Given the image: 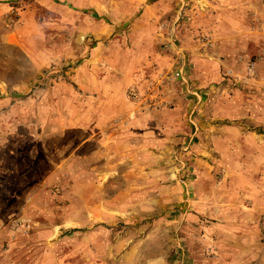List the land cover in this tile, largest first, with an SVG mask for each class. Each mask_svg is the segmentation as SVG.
Segmentation results:
<instances>
[{
  "label": "rangeland",
  "instance_id": "374dc122",
  "mask_svg": "<svg viewBox=\"0 0 264 264\" xmlns=\"http://www.w3.org/2000/svg\"><path fill=\"white\" fill-rule=\"evenodd\" d=\"M264 264V0H0V264Z\"/></svg>",
  "mask_w": 264,
  "mask_h": 264
},
{
  "label": "crops",
  "instance_id": "0c3cea01",
  "mask_svg": "<svg viewBox=\"0 0 264 264\" xmlns=\"http://www.w3.org/2000/svg\"><path fill=\"white\" fill-rule=\"evenodd\" d=\"M113 257H116V255L112 256L110 254V251L105 256H103V258L105 259V261L108 260L110 262V260H111V261H113V264H116V263H114L115 261L112 259Z\"/></svg>",
  "mask_w": 264,
  "mask_h": 264
}]
</instances>
